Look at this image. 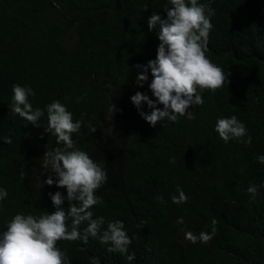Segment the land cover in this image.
<instances>
[{
	"label": "trees",
	"instance_id": "trees-1",
	"mask_svg": "<svg viewBox=\"0 0 264 264\" xmlns=\"http://www.w3.org/2000/svg\"><path fill=\"white\" fill-rule=\"evenodd\" d=\"M166 5L0 0V138L11 140L0 142V188L7 191L0 200V230L16 213L51 212L49 193L64 195L63 188L43 184L41 157L59 146L45 131L46 114L33 127L9 107L17 84L33 89V109L43 111L57 100L81 120L75 146L106 172L95 191L100 202L90 209L93 218H104L101 230L108 221H122L131 240L125 254L107 251L110 245L98 237L58 240L68 264H90L93 257L99 264H264V164L256 161L264 154V0H210L206 56L228 83L201 93L204 103L189 108L194 119L153 128L129 100L137 91L153 99L151 76L138 86L139 70L132 66L154 59L158 40L146 20L153 12L163 18ZM140 110L150 111L145 105ZM233 115L247 137L224 143L214 124ZM250 184L257 187L255 197L246 191ZM177 186L185 202H172ZM201 233L210 238L202 241ZM129 253L133 261L126 259Z\"/></svg>",
	"mask_w": 264,
	"mask_h": 264
},
{
	"label": "clouds",
	"instance_id": "clouds-1",
	"mask_svg": "<svg viewBox=\"0 0 264 264\" xmlns=\"http://www.w3.org/2000/svg\"><path fill=\"white\" fill-rule=\"evenodd\" d=\"M209 3L210 0L206 3L200 0H167L163 18L153 12L146 20L148 30L155 29L158 40L155 57L143 65L132 67L139 70L135 76L138 86H143L150 74L147 88L153 99L137 91L129 100L150 127L164 121L175 123L179 117L194 119L189 108L204 103L201 93L204 90L215 91L228 83L226 73L206 56L207 37L212 28L210 18L214 15ZM34 95L31 87L14 84L9 107L12 113L33 127L39 126L37 121L46 114L45 131L55 137L59 146L45 149L41 157L40 167L45 170L43 184L63 188L64 195L60 191L48 194L53 208L51 212L42 211L39 215L16 213L5 222L3 230H0V264H68L56 242L79 239L86 243L89 236L109 244V252L127 253L131 240L123 222L108 221L101 230L105 225L104 218H93L90 210L100 202L95 191L105 182L106 172L101 163L75 146L72 136L79 132L81 120H73L72 113L57 100L45 105L43 111L38 107L33 109L28 98ZM142 105L150 111H141ZM110 111H114L111 104ZM213 130L224 143L247 137L245 125L234 115L217 118ZM0 142L7 144L11 140L3 137ZM243 142L250 143V138ZM256 161L264 164V154L257 155ZM246 191L255 197L257 187L250 184ZM176 192L177 195L171 197L172 202H185L187 197L179 186ZM6 196L7 191L0 188V200ZM65 201L68 202L66 210L62 207ZM69 219L70 228L67 225ZM84 222L86 226L81 230L79 226ZM215 223L213 219L211 224ZM186 238L193 242L197 239L191 232L186 233ZM209 238L205 233L199 235L202 241ZM126 259L133 261L134 255L129 253ZM90 264H99L98 258H90Z\"/></svg>",
	"mask_w": 264,
	"mask_h": 264
}]
</instances>
